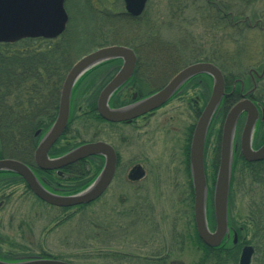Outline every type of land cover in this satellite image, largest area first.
I'll list each match as a JSON object with an SVG mask.
<instances>
[{
  "label": "flooded vegetation",
  "instance_id": "af4514ba",
  "mask_svg": "<svg viewBox=\"0 0 264 264\" xmlns=\"http://www.w3.org/2000/svg\"><path fill=\"white\" fill-rule=\"evenodd\" d=\"M121 1L123 10L114 12V17L118 20L116 22H120L122 28L126 26L125 24L128 21L139 22L145 11L140 16L135 17L126 10L124 0ZM68 2L69 0L65 1V9L69 19L63 34L68 30L71 20L68 12L70 11ZM78 2L80 0L73 1L75 6L78 5ZM98 2L97 0L96 5L93 6L100 10ZM103 9L109 10L104 4L101 5V10L103 11ZM81 33L83 32L79 34ZM86 33L83 34L86 35ZM68 34H70V31ZM73 34L71 33L69 38L77 37V34H74V36ZM87 40L88 38H84V40L81 38L80 42H69L67 44L42 43L37 44V47L64 49L63 54L66 56V63L70 67L65 74L66 76L76 62L93 51L111 46L128 48L136 56L133 73L107 97V101H104V91L122 71L124 60H108L84 73L72 89L67 125L49 149L48 156L50 159H58L83 145L91 143L109 145L116 159L115 171L111 181L95 201L74 207H59L44 202L32 192L21 176L11 172H0V189L5 186L20 184L26 194L31 195L38 203L54 210L84 209L94 202L97 203L102 214L97 225L98 256L101 258V264H141V262L143 264H178L179 262L175 259L177 254L182 252L181 238L178 236V232L174 231L176 230L175 227L171 229L170 234H164L163 231L166 228V224L164 225L163 222L171 217L168 211L174 210L173 205L178 208L175 205L177 203L172 201L173 198L168 199L171 195H165L162 192L163 189H159L161 186L166 187L170 182H175L174 177L181 180L186 177L185 181L182 182L186 190V199L180 197L178 204L182 207L184 202L189 201L191 203L194 199L192 197L194 188L190 168L191 143L196 124L208 101L206 99L201 110L198 89L201 85L200 82L205 81L208 85L210 83L212 85V77L201 74L190 78L163 105L131 119L123 121L108 120L102 115L101 108L104 104H107L111 110L134 105L163 89L186 67L200 62L213 64L215 62L206 59L187 63L189 60L185 61L177 58V56H172L169 45L164 43L130 44L116 42L100 45L95 50L88 52L87 48L91 43L88 44ZM83 45H86V47L81 49ZM74 47H77L76 49L79 52L86 51V53L81 57H79L80 54L71 55ZM263 66L264 62L257 70L259 73L262 71ZM221 71L223 72L222 69ZM259 73L252 69L248 71V77L245 78L226 77L223 72L225 95L219 106V111L224 110L226 111L225 115H227L241 101L249 100L255 105L259 111V119L252 138V149L254 151H257L264 144V139H262L263 141H257V133L261 131V128H259L260 123H264V101L257 99L255 95L259 88L258 82L263 80L258 79L260 78ZM157 84H160V86ZM207 84L205 85L208 90ZM155 87L157 88L153 90ZM59 102L60 98L57 107L46 108V112L50 116L42 121L38 119L33 134L32 154H26L22 160H13L27 165L40 184L50 193L69 196L84 190L96 178L100 177L106 166L107 158L101 152L98 155L83 158L55 170L48 171L37 166L35 162L36 150L57 120ZM183 119H185L184 123H182ZM246 119L247 114L244 113L236 127L233 144V174L236 162L241 161L243 164L250 165V167L264 162V160L249 162L242 152V133ZM91 123H94V130ZM252 169L253 167H251ZM13 175H15L14 178L17 183L11 181ZM169 175L171 178H169ZM174 185H177V183ZM8 197L0 196V208L6 204ZM172 197H174L173 193ZM190 203L187 206L188 209L191 208ZM170 206L172 207L169 208ZM106 212H108V215H106ZM109 216H111V219H109ZM154 216L157 217V222H153L152 217ZM124 222H127L125 224L127 227L123 225ZM231 222L233 221L230 220L229 216V240L231 238L233 240L234 233H237L236 230H233ZM115 241H126L129 248L139 244V247L145 252L135 255L120 253L116 249L112 251V243ZM26 253L28 254L19 256L10 252V249L5 251L0 238V260L2 261L12 263L31 259L67 261L63 256H49L44 251L37 255L33 254L32 250H27ZM174 253H176L175 258L169 260L168 257H171Z\"/></svg>",
  "mask_w": 264,
  "mask_h": 264
},
{
  "label": "rangeland",
  "instance_id": "374dc122",
  "mask_svg": "<svg viewBox=\"0 0 264 264\" xmlns=\"http://www.w3.org/2000/svg\"><path fill=\"white\" fill-rule=\"evenodd\" d=\"M73 1L68 2L70 10L68 12L71 17L68 30L70 34H77V39L88 38V44L91 43L87 48L88 52L100 45L116 42L164 43L169 45L172 56L185 61L189 60L187 63L206 59L215 62L226 77L247 78L248 71L258 70L264 62V0H215L228 5L240 17L242 23L234 29L230 27L229 20L225 17V20L222 19L221 13L214 10L212 5H208L212 0H149L141 20L128 21L124 28L121 27L120 22H116L118 20L114 17V12L123 10L121 0H98L100 10L96 9V12L88 9L89 0H80L76 6ZM91 1L92 5H96L97 0ZM103 4L109 9L106 10V16L100 13ZM186 6L189 8H185ZM244 16L251 17L245 19ZM80 32L87 33L85 35L79 34ZM70 34H67L66 38L70 37ZM75 38L69 39L74 42ZM77 42L76 40L75 43ZM85 47L86 45H83L81 49ZM76 48L74 47L71 51V55L80 54L79 57H81L86 53V51L79 52ZM200 84L198 93L202 110L206 99L210 97L211 90L210 88L207 90L205 85L207 82H200ZM157 85L160 86V84ZM255 95L257 99L264 101V79L260 81ZM225 114L224 110L218 112L205 144L204 165L209 196L211 191L212 195L214 193ZM262 124L261 131L257 133V141L264 139V123ZM251 167L254 171L255 166L251 165ZM251 167L241 161L235 163L230 190L229 216L233 221L232 228L237 231L241 241L239 259L242 248L251 245L255 248L252 264H264V234L259 232L257 213H255L257 205L263 213L264 186L254 182L259 177L257 172L251 173ZM169 178H171L170 175ZM185 179L186 177L182 180L174 177L175 182H170L166 187L161 186L159 189H163L162 192L165 195H171L168 199L173 198L172 201L177 203L175 205L179 208L174 205L169 207L174 210L168 211L171 217L163 222L164 225L166 224L163 231L164 234H170L171 229L175 227L174 231H177L181 238L182 252L177 254L175 260L183 264H203L205 250L194 236V199L191 203L185 200L182 207L178 204L180 197L186 199V190L182 184ZM175 183L177 185H174ZM0 196H6V198L9 196L6 204L0 208V238L5 251L10 249V252L19 256L28 254L27 250H32L35 255L44 251L49 256H63L73 264H101V258L98 256L97 225L102 214L97 203L94 202L84 209L54 210L26 194L20 184L0 189ZM187 202L191 204L189 209ZM152 220L157 222V217H152ZM260 220L261 226H264V217ZM125 224L127 222L123 223L124 226ZM230 241L233 242L232 238ZM115 249L120 253L135 255L145 252L139 244L129 248L126 241L112 243V251ZM176 253L168 259H174Z\"/></svg>",
  "mask_w": 264,
  "mask_h": 264
},
{
  "label": "water",
  "instance_id": "95a60500",
  "mask_svg": "<svg viewBox=\"0 0 264 264\" xmlns=\"http://www.w3.org/2000/svg\"><path fill=\"white\" fill-rule=\"evenodd\" d=\"M66 0H0V44H14L24 39H56L64 33L68 23L65 9ZM149 0H124L126 10L133 16H140ZM113 59H123L122 71L104 91V101L117 89L134 70L136 56L128 49L118 46L102 48L84 56L76 62L62 86L59 113L56 122L40 142L35 162L44 170H55L83 158L103 152L106 166L102 175L86 189L69 196H59L47 191L33 171L25 164L13 159H0V172H11L21 176L32 192L44 202L59 207H74L95 201L111 181L115 171V155L109 145L91 143L83 145L58 159H50L48 151L65 129L70 112L72 89L77 80L94 66ZM206 74L212 77V92L196 124L190 151V168L194 188V220L200 240L210 248L219 247L230 238L228 222V200L233 169V144L240 117L246 113L247 119L242 133V152L249 162L264 160V144L257 151L252 149V138L259 119V111L249 100L236 104L227 114L221 139L219 167L213 193L215 228L212 231L208 221V186L204 166V150L209 128L225 95V79L221 70L211 63L200 62L186 67L163 89L148 98L125 108L111 110L104 104L102 115L111 121H123L140 116L163 105L187 80ZM264 76V70L260 78ZM238 235L235 232L233 243ZM255 253L253 246H244L238 264H252ZM0 264H71L57 259H31Z\"/></svg>",
  "mask_w": 264,
  "mask_h": 264
},
{
  "label": "trees",
  "instance_id": "16d2710c",
  "mask_svg": "<svg viewBox=\"0 0 264 264\" xmlns=\"http://www.w3.org/2000/svg\"><path fill=\"white\" fill-rule=\"evenodd\" d=\"M208 5H212L214 10L221 13L222 19L225 17L226 20H229L231 28L234 29L242 23L240 17L228 5L215 0L214 3L212 0ZM185 8L188 9L189 6ZM88 9L96 12V8L90 0ZM100 13L107 15L106 9L101 10ZM244 17L248 19L251 16ZM68 33L69 30L55 40L24 39L14 44H0V159L22 160L26 154H32L36 123L38 119L42 121L50 116L46 112V108L57 107L65 73L70 68L66 63V56L63 54L64 49L38 48L37 44H67L72 41L69 37L66 38ZM76 40L80 42L81 38L77 39L76 37L74 42ZM208 89L211 90V83ZM261 126L262 123L259 128ZM254 172H257L259 177L254 182L264 186V162L257 164L254 171L251 170V173L254 174ZM14 176L11 181L17 183ZM212 197L211 191L208 220L213 229L215 220ZM258 207L257 205L255 208L257 227L260 229L259 232L264 234V226H261L262 221L260 220L261 217L262 219L264 217V207L262 206L263 213ZM194 228V236L205 250L203 264H238L241 241H238V244L234 246L233 242L226 240L219 247L210 248L200 240L196 227Z\"/></svg>",
  "mask_w": 264,
  "mask_h": 264
},
{
  "label": "bare ground",
  "instance_id": "6f19581e",
  "mask_svg": "<svg viewBox=\"0 0 264 264\" xmlns=\"http://www.w3.org/2000/svg\"><path fill=\"white\" fill-rule=\"evenodd\" d=\"M264 77V76H263ZM230 241V240H229Z\"/></svg>",
  "mask_w": 264,
  "mask_h": 264
}]
</instances>
